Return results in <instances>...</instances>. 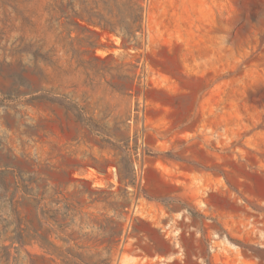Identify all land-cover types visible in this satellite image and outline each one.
I'll use <instances>...</instances> for the list:
<instances>
[{"label":"rangeland","instance_id":"obj_1","mask_svg":"<svg viewBox=\"0 0 264 264\" xmlns=\"http://www.w3.org/2000/svg\"><path fill=\"white\" fill-rule=\"evenodd\" d=\"M0 264H264V0H0Z\"/></svg>","mask_w":264,"mask_h":264}]
</instances>
